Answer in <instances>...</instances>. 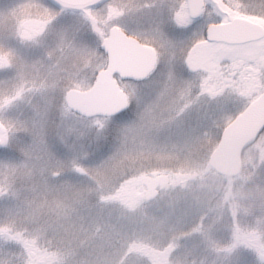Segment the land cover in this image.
I'll return each instance as SVG.
<instances>
[{
    "label": "snow or ice",
    "instance_id": "obj_1",
    "mask_svg": "<svg viewBox=\"0 0 264 264\" xmlns=\"http://www.w3.org/2000/svg\"><path fill=\"white\" fill-rule=\"evenodd\" d=\"M0 17V264H84L95 215L264 119V0H4ZM138 231L111 264H264V204L159 208Z\"/></svg>",
    "mask_w": 264,
    "mask_h": 264
},
{
    "label": "rangeland",
    "instance_id": "obj_2",
    "mask_svg": "<svg viewBox=\"0 0 264 264\" xmlns=\"http://www.w3.org/2000/svg\"><path fill=\"white\" fill-rule=\"evenodd\" d=\"M231 122L169 164L174 182L161 187L157 200L141 199L129 206L108 205L95 215L85 239L84 264H111L114 250L133 229L138 228L140 235L155 225L159 208L180 209L187 204L210 213L239 210L243 214L246 209L264 204V133L244 152L238 177L227 179L209 168V158Z\"/></svg>",
    "mask_w": 264,
    "mask_h": 264
},
{
    "label": "water",
    "instance_id": "obj_3",
    "mask_svg": "<svg viewBox=\"0 0 264 264\" xmlns=\"http://www.w3.org/2000/svg\"><path fill=\"white\" fill-rule=\"evenodd\" d=\"M264 132V119L249 117L234 120L223 132L220 142L209 158V167L219 176L235 178L242 169V154L252 147ZM159 188L153 190L152 199L155 201L159 195Z\"/></svg>",
    "mask_w": 264,
    "mask_h": 264
},
{
    "label": "flooded vegetation",
    "instance_id": "obj_4",
    "mask_svg": "<svg viewBox=\"0 0 264 264\" xmlns=\"http://www.w3.org/2000/svg\"><path fill=\"white\" fill-rule=\"evenodd\" d=\"M4 0H0V3H3ZM8 21L5 20L3 17H0V28H3L7 25Z\"/></svg>",
    "mask_w": 264,
    "mask_h": 264
},
{
    "label": "trees",
    "instance_id": "obj_5",
    "mask_svg": "<svg viewBox=\"0 0 264 264\" xmlns=\"http://www.w3.org/2000/svg\"><path fill=\"white\" fill-rule=\"evenodd\" d=\"M141 201V200H140Z\"/></svg>",
    "mask_w": 264,
    "mask_h": 264
}]
</instances>
